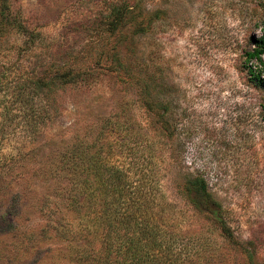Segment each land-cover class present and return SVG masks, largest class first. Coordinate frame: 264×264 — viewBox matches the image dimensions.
<instances>
[{
    "label": "rangeland",
    "instance_id": "rangeland-1",
    "mask_svg": "<svg viewBox=\"0 0 264 264\" xmlns=\"http://www.w3.org/2000/svg\"><path fill=\"white\" fill-rule=\"evenodd\" d=\"M111 1L9 0L34 41L12 29L0 37V264H65L66 211L37 169L46 171L57 148L114 113L129 128L112 130L111 163L132 185L142 179L145 190H158L155 210L187 264H250L186 193L195 175L234 240L252 242V261L264 264V120L243 71L247 39L261 34V0H141L144 13L159 10L162 19L136 38L133 52L129 32L122 34L118 48L139 78L132 86L94 63L104 52L110 63L113 38L102 46L97 39ZM62 64L97 71L53 92L28 81ZM143 83L155 112L139 97Z\"/></svg>",
    "mask_w": 264,
    "mask_h": 264
},
{
    "label": "trees",
    "instance_id": "trees-1",
    "mask_svg": "<svg viewBox=\"0 0 264 264\" xmlns=\"http://www.w3.org/2000/svg\"><path fill=\"white\" fill-rule=\"evenodd\" d=\"M260 8L261 34L247 39L249 47L244 52L243 71L250 87L260 96L259 114L264 120V0ZM106 10L97 42L102 46L113 38L114 45L106 54L110 63L108 66L103 63L105 52L94 63L118 79H124L122 75L128 78L130 86L135 85L130 81L139 78L130 70L131 62L126 54L118 48L124 41L122 34L129 32L128 41L133 52L136 38L149 33L162 19V14L159 10L144 13L141 0L111 1ZM11 29L25 37L27 43L34 41V33L11 12L9 0H0V37ZM96 71L92 66L81 69L66 64L51 65L28 81L35 89L53 92L68 84L87 82ZM143 84L144 90L140 89L139 97L148 113L155 112V107L151 108L145 99L150 95L148 86ZM13 97H17L16 91ZM165 110L162 107V111ZM7 116L5 111L1 120ZM114 116L119 115L114 113ZM114 116L99 117L84 132L76 133L53 152L46 171V164L37 169L39 175L48 174L51 192L61 200L66 211L63 215L65 264H187L189 254L178 248L176 236L167 226L161 225L162 218L155 210L159 206L158 190L153 185L145 190L142 179L132 185L126 180L125 171L111 163L112 130L122 133L129 128L126 121L118 122ZM188 178L185 188L186 193L193 196V203L204 207L222 235L233 246L241 248L250 264H254L252 242L234 240L206 180L202 175Z\"/></svg>",
    "mask_w": 264,
    "mask_h": 264
}]
</instances>
